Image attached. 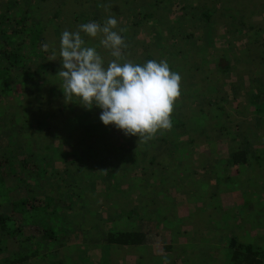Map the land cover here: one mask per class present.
Listing matches in <instances>:
<instances>
[{
  "label": "rangeland",
  "instance_id": "rangeland-1",
  "mask_svg": "<svg viewBox=\"0 0 264 264\" xmlns=\"http://www.w3.org/2000/svg\"><path fill=\"white\" fill-rule=\"evenodd\" d=\"M166 1L173 2L171 5L173 10L167 14L163 13L165 11L149 10L148 13L154 12L155 17H151L147 22H141L138 13L141 9L148 7L151 0H0V7L3 8L4 13L7 12L6 7L10 3L13 2L17 7L22 2L28 5L25 13L32 16L35 23L39 20L37 16L41 18L40 20L46 19L49 27L45 31L44 44L48 47L52 45L56 52H60L57 35H60L62 26L70 28L69 22L74 20L76 28H73V31H76L78 29V21L74 19L76 14L91 11L92 15H95L94 13L99 11L104 17L114 16L118 25L122 24L130 28L131 35H135L134 43H131L134 49H137V53L127 52L125 57L128 60L135 62L138 57L144 64L149 54L152 60L167 61L171 71L185 63L189 74L186 73L183 78V73H179L182 78L181 95L177 101H180V104L173 106L171 120L183 114L187 121V128L185 132L179 125L172 123L171 130L184 144L191 137L194 140L193 144H188L191 153L188 161L193 168L194 180L181 177L176 184L167 187L166 203L163 208L166 218L158 216L151 218V213L147 210V216L140 217L138 220L140 228L143 231H149V239L154 244L149 247H116L111 251L112 262L111 260L109 262L111 264H165L167 260V264H231V248L225 242L228 239L230 241L232 237L264 249V95L261 93L262 91L264 93V0H241L240 2L236 0L235 3L230 4L229 0ZM38 6L42 9L37 10ZM230 7L237 12L241 11L244 22L239 20L241 18L239 14L235 21L230 17L224 21L222 12ZM58 9L61 13L59 12L54 20L49 22L48 15H53ZM209 9L212 10L210 17L207 15ZM183 13L187 15L185 20ZM160 16L162 21L159 26H162V30L170 36L164 39L166 42L156 40L154 38L156 34L150 26L157 24L155 18ZM182 20L186 21V24L181 26L179 22ZM53 22L58 24L59 28L51 29ZM174 26L176 30L171 29ZM98 37H102V34L92 38L93 43L96 42L102 47ZM162 42L169 46L165 48L166 45L164 46ZM173 44L176 46L174 47ZM204 49L208 52L205 53ZM175 52L180 53V56L171 59L169 54ZM99 53L104 58L106 66L111 58L109 59L103 52ZM164 56L167 57L164 58ZM51 85L53 84L47 83L46 89L52 90ZM19 90L17 91L22 93ZM35 93L41 94L37 91ZM258 93H260L259 96H257ZM253 94L257 98L253 99L251 96ZM261 95L262 98H260ZM224 97H228L229 102L222 99ZM42 102V105H47L44 110L48 114L52 113V109L60 110V104H66L64 94L54 93L49 97L47 95ZM186 102H189L190 106L201 109H194L192 112L185 104ZM73 103L78 105L76 102ZM33 104L36 105L35 102ZM218 106H223V109L220 110ZM202 110L211 118H207L206 128L203 126V118L207 115H203ZM222 110L226 113L219 117L218 113ZM82 112L79 110L78 114L82 117L84 127L92 129L94 116L99 117V110H91L89 114ZM38 115L43 118L47 114L38 113ZM227 116L234 127L227 126L228 121L225 123ZM61 120L66 122V125L67 122L72 124L71 129L76 127L75 123L66 118ZM36 124L34 122V125ZM107 128L108 130L105 129V132L100 135L103 150L107 149V152L111 154L119 153L122 150L121 147H130L122 130L117 129L115 125H108ZM101 129L103 130V127ZM66 135L71 138L72 133ZM9 137V129L0 130V146L8 145ZM94 138H97V135H94ZM246 140L249 143L248 146L245 144ZM45 141L46 139L40 142ZM49 141L52 143L49 144L50 149L44 151L47 154L43 159L39 158V153L36 154L37 146L39 147L36 139H33L34 154L26 155L30 162H40L42 159L44 178L40 179L38 190L52 196L53 207L58 208L68 225H71L73 220L69 215L68 207L71 206L72 196L66 190L68 183L66 177L64 178L65 164L57 155V151H69L73 140L64 142L63 139L50 137ZM79 142L76 143L79 144ZM242 144H244L242 147L249 152V161L241 168L229 161L228 152ZM23 145L22 142H17L9 154L24 155ZM131 150L135 151V147ZM130 155L137 160L135 164L130 165L140 172L142 165L145 164L137 159L139 156L136 152ZM15 166L18 167L19 164L15 163ZM133 166H130L131 169ZM145 166L148 167V165ZM108 168L109 163L102 168L104 176L95 178L93 188L90 189L88 184H84L81 189L92 203L90 204L92 209L86 208L92 210L90 212L92 215H87V223L84 222L83 229L72 237L76 243L83 241L90 228L94 229L95 234H101L116 226L122 227L121 222L118 225L115 222L113 225L103 220L107 215H111L107 210H103V205L100 207L101 211L94 208V204L99 206L100 203L109 199V193L112 194L110 198L113 200L122 197L121 203L125 204L123 209L131 202L138 203L136 189L130 190L123 185V191H112L111 187L116 183L108 176ZM84 169L83 175L88 174L90 168L86 166ZM146 176L148 177L149 174L142 175L141 178ZM90 190L102 191V194L91 197ZM27 194L28 186L25 183L12 192L13 198ZM77 202L80 203V201ZM49 220V216L43 217L42 224L33 228L34 233L39 235V229L42 230L43 224L48 223ZM25 233H29V230L26 229ZM62 241H64L63 246L70 243L65 236L58 239L59 243ZM168 244H171V247L164 249L163 247ZM78 254L82 255L81 259L88 255L89 259L87 257L84 259L89 261L88 264H92L90 263L92 260L98 263L97 259L101 256L98 247L91 248L88 254L87 252L85 255Z\"/></svg>",
  "mask_w": 264,
  "mask_h": 264
},
{
  "label": "trees",
  "instance_id": "trees-1",
  "mask_svg": "<svg viewBox=\"0 0 264 264\" xmlns=\"http://www.w3.org/2000/svg\"><path fill=\"white\" fill-rule=\"evenodd\" d=\"M237 1L240 2L241 0ZM125 2L127 4V1ZM235 2L236 0H229V4ZM172 4L173 2L166 0H151L148 7L141 9L138 13L139 19L141 22L149 21L154 16V12H148L154 9L155 11L158 10V12L165 11L163 13L167 14L173 10ZM38 8L39 10L42 9L41 6L36 7L37 10ZM2 9L0 7V130L3 128L9 129L10 142L6 146H0V264H88L89 261L84 260L86 257L88 258V255L81 259L82 255L79 256L78 253L85 255L86 252L87 254L89 253L91 248L96 249L97 247L101 253L100 258L97 259L98 263L93 260L90 263L111 264L109 262L110 260L112 262L111 251L116 247H149V245L154 244L149 239V231H143L138 224V220L140 217L144 218L147 216L148 212L151 213V218L156 216L166 218L163 208L166 203L167 187L176 184L181 177H186L191 181L194 180L193 168L188 161L191 158L188 144H193L194 140L191 137L184 144L180 141V137L175 136L174 131L170 130L164 131L163 134L158 133L155 139L139 145L136 141L138 136L125 135V139L129 142L127 145L130 147H121L123 150H121L122 152L120 151L121 153L109 154L107 149L103 150L101 145L100 135L105 132V129L108 130L107 126L103 125L100 120L101 109L97 107L91 109H98L100 112L99 117L94 116L92 129L84 127L82 117L78 114L79 110L86 114H89L91 110L81 107L79 103L78 105L74 103L60 104V110L52 109V113L48 114L44 110L47 105H42V101L47 98V95L49 97L53 93L63 94L59 86L62 81L56 76L62 68L59 52H56L52 45L47 49L43 47L45 31L48 29L49 23H47L46 19L40 20L39 16H37L39 20L37 19L38 21L35 23L34 18L25 13L28 5L22 2L17 7L14 6L13 2L7 5V12L3 13ZM59 12L61 13L60 9L53 15H48V21H53ZM211 12L212 10L209 9L207 14L209 17ZM236 12L237 10L232 7L225 9L222 12L224 21H227L228 17L235 21L238 19L239 14L241 16L239 20L244 22V15L241 14V11L235 14ZM94 14L92 15L91 11L76 14L74 19L78 21V28L81 24L93 21L103 25L108 18L100 14L99 11ZM182 16L184 20L187 18L186 13H183ZM155 20H157V24L150 25L154 31L153 33L156 34L154 38L160 42H166L164 39L170 36L165 30H162V26H159L162 17H156ZM69 24L70 28L62 26L60 29V35H57L59 44L62 33L65 30L75 32L73 31V28H76L74 20L70 21ZM185 24L186 21L182 20L179 22L181 26ZM51 25V29L59 28L58 24L54 22ZM119 29H124L119 34L128 45L126 49L122 50L124 55L120 62L123 63L130 61L125 57V54L129 51H133L136 54L137 49H134L131 43H134L135 35H131L130 28L120 24L115 30L119 32ZM171 29L176 30L175 26L171 27ZM168 31H170L169 28ZM81 36L85 40L86 46L95 47L98 52L107 54L109 59H114L111 57L109 50L103 48V46L100 47L96 42L94 44L92 37L87 36L83 32H81ZM154 45L157 44L154 43ZM163 45L165 46L166 43H163ZM168 46L166 45L165 48ZM173 46L175 47L176 45L173 44ZM204 52L207 53L208 50L204 49ZM53 53H55V56ZM169 55H171L172 59L180 56V53L175 52ZM166 57L164 56V58ZM54 58L55 60H52ZM146 59L148 61L153 58L148 54ZM133 63L143 65V60L136 57ZM185 67L183 62L181 67L173 69V72L183 73V78H185L186 73L187 75L189 74V70H186ZM47 83L53 84L51 85L53 86L52 90L46 89ZM19 89L22 93L17 91ZM194 90L196 91L197 89ZM35 91L41 94H36ZM261 93L264 95L263 91ZM259 95L260 93L257 96ZM262 95L260 98H262ZM251 96L253 99L257 98L255 94ZM222 99L228 101L229 98L224 97ZM179 102L176 101L174 106L180 104ZM185 104L189 106V110L192 112L194 109H201L195 108L193 105L190 106L189 102ZM218 108L221 110L223 106H218ZM38 113L47 115L41 118L38 117ZM205 113L203 111V115H207L206 118H203V126L206 128L207 118L210 117ZM224 113L226 112L222 110L218 113V116L221 117ZM180 115L173 118L172 123L179 125L185 131L187 121L183 114ZM61 118H66L68 121L75 123L76 127L71 129L70 126L72 124L70 125L67 122L66 125V122H63ZM196 121H199L198 114ZM227 121L228 116L225 123ZM34 122L37 124L34 125ZM232 124L229 119L227 126H232ZM68 133H72L71 138L66 135ZM94 135H97V138H94ZM50 137L59 140L63 139L65 140L64 142L73 140L69 151H57V155L62 158L65 164L64 171L66 176L64 178L66 177V182L68 183L66 190L72 196L71 206L68 207L69 215L73 220L71 225H68V222L65 221L60 210L53 207L52 196L38 190L40 179L44 178L41 161L47 154L44 151L50 149L49 144L52 143L49 141ZM33 139L38 141V151L35 152L36 154L39 153V158H42L40 162H30L26 155L27 153L34 154L33 144L35 141L33 142ZM44 139H46L45 142H40ZM77 141H80L79 144L76 143ZM17 142L24 144L25 153L22 156L9 154L13 151V147ZM245 144L248 146L247 140ZM243 145L228 152L229 161L234 166H240L241 168L249 161V152L244 149L245 147H242ZM133 147H135V151L131 150ZM134 152L139 156L137 159L140 162L142 161L145 165H148V167L142 165L143 168L140 172L135 169L136 167L130 165L137 162L130 155ZM15 163L19 164V166L16 167ZM108 163L109 172L107 170V174L116 183L111 187L112 191H123V185L130 190L136 189L138 203L131 202L126 204V208L123 209L125 204L121 203L122 197L113 200L110 198L112 194L109 193V199L100 203L99 206L94 204V208L99 211H101L100 207L104 206L107 208L103 207V210H107L111 215H107L102 219L106 223L113 225L115 222L117 225L121 222L122 227L116 226L111 230L103 231L101 234H95L94 229L90 228L88 229V235L84 236L83 241L76 243L72 237L83 229L84 222L87 223V215H92L90 213L92 210H88L92 209L90 207L92 203H90L81 189L84 184H88L90 189L93 188L95 178L104 176L102 168L106 167ZM86 166L90 168L88 169L89 173L83 175V170H85ZM130 166H133V168L131 169ZM145 174H149V176L142 179V175ZM126 180L129 182L126 183ZM24 183L28 186V194L13 198L12 192L20 188ZM48 188L50 189L51 187ZM58 191L62 192L61 189H58ZM90 191L89 195L91 197H98L102 194V191ZM77 201H80V203ZM158 206L162 207L159 208ZM59 208L62 209V207ZM46 216H49V222L43 224L42 230L39 229V235L35 234L33 228L41 225L42 218ZM26 229L29 230V233H25ZM159 234L161 236V233ZM64 236L69 239L70 243L63 246L62 243L64 241L59 243L58 239ZM226 243L231 248V264H264V249L260 246L242 242L235 237H232L230 241L228 239ZM165 246L163 247L164 249H169L171 244Z\"/></svg>",
  "mask_w": 264,
  "mask_h": 264
},
{
  "label": "clouds",
  "instance_id": "clouds-1",
  "mask_svg": "<svg viewBox=\"0 0 264 264\" xmlns=\"http://www.w3.org/2000/svg\"><path fill=\"white\" fill-rule=\"evenodd\" d=\"M117 26V19L109 16L103 25L93 21L81 24L75 32L65 30L60 39L62 68L56 76L62 81L59 86L65 103L101 109L104 125H115L126 136H138L140 145L172 129L171 115L181 95L182 78L165 60H148L143 65L121 63L122 50L128 45L119 34L124 29L118 32ZM81 32L92 38L102 34L100 45L114 59L105 66L96 48L86 46Z\"/></svg>",
  "mask_w": 264,
  "mask_h": 264
}]
</instances>
